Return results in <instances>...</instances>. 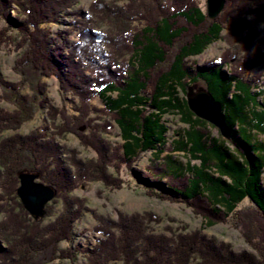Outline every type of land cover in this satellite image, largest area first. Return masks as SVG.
<instances>
[{
    "label": "trees",
    "instance_id": "obj_1",
    "mask_svg": "<svg viewBox=\"0 0 264 264\" xmlns=\"http://www.w3.org/2000/svg\"><path fill=\"white\" fill-rule=\"evenodd\" d=\"M80 2L0 0L7 41L14 42L15 32L21 40L18 48H26L15 67L26 80L0 81L6 97L17 105L13 112L0 108V131L19 129L46 108L51 116V126L0 144V215L7 213L6 223H0V261L58 264L81 254L83 264H264L263 246L257 248L260 259L199 231L170 237L151 231L145 216L138 214L119 215L117 220L98 216L95 230L101 237L95 246L59 248L61 242L72 243L84 209V202L70 191L95 180L121 188L123 179L108 170L119 174L145 152L162 163L149 166L146 173L131 170V175L150 196L185 202L208 226L239 218V204L247 198L264 233V108L259 102L264 96V0H226L216 19L209 18L198 0H95L85 17L74 10ZM65 15H75L72 25L81 27L76 43L67 39L72 31L54 33L44 26L59 23ZM99 25L106 30L96 31ZM221 40L230 41L232 48L220 60L188 63ZM254 69L258 71L249 75ZM44 77L55 78L62 93L78 99V127H87L85 119L95 114L103 122L91 128L108 133L113 122L123 143L110 146L93 133L90 142L98 158L72 160L73 169L65 165L64 149L54 136L75 132L69 125L73 118L49 106ZM26 83L32 86L30 95L21 93ZM195 85L222 104L229 139L189 108L184 96ZM96 97L103 100L102 108L92 106ZM165 114H176L187 125L169 149ZM59 117L63 125L56 123ZM166 150L187 155L186 168L177 167L171 155L162 158ZM23 170L57 189L63 211L53 222L42 225L31 219L19 202L25 217L4 209L9 200L18 199ZM52 209L49 204L47 215Z\"/></svg>",
    "mask_w": 264,
    "mask_h": 264
},
{
    "label": "rangeland",
    "instance_id": "obj_2",
    "mask_svg": "<svg viewBox=\"0 0 264 264\" xmlns=\"http://www.w3.org/2000/svg\"><path fill=\"white\" fill-rule=\"evenodd\" d=\"M95 0H81V2L74 7V10H80L82 17L90 15L91 3ZM201 7L207 11V0H198ZM122 4L124 1L121 2ZM15 11H11V16L15 17ZM222 13V12H221ZM220 13V14H221ZM219 14V15H220ZM218 15V16H219ZM75 15H65L59 23L44 25L49 29H52L54 33L72 31L71 34L67 36L68 41L71 43H76L78 41V32L81 29L80 25H72L75 22ZM7 21L0 17V81L15 84L20 83L25 79V76L16 70L17 60L24 54V49L18 48V42L21 41L17 33H11L16 38L14 42L9 43L5 34V28L7 26ZM96 31L102 32L106 30L104 25H99L95 28ZM228 31L225 32L227 34ZM228 37V35L226 36ZM231 36H229L230 38ZM232 45L230 41L221 40L213 43L209 46L206 51L199 55L192 57L189 60L191 65H203L214 60L218 61L221 59L222 55L231 50ZM31 70L28 69V72ZM258 69H254L249 75L254 74ZM30 74V73H29ZM28 74V76H29ZM27 76V75H26ZM262 79V78H261ZM42 81L46 83V94L45 98L48 100L50 107L56 108L58 111H66L67 116L72 117L71 120L76 124H69L75 132H66L62 136H54L55 129L51 127L49 134L56 138L57 143L63 147L65 154H63L64 164L68 167H72L71 161H81L88 162L90 160H96L98 158V151H96L94 144L91 145L90 139L94 140L91 136L93 133L98 135L100 139L107 141L110 146L122 144L123 141L120 137V131L118 126H115L112 122V128L108 133L103 132L101 129L96 130L95 128L99 123H102L100 117L95 114H90V116L85 119V124L87 127H78L79 122L74 118L80 117V112L77 111L79 104L78 99L72 95V93H62L59 88V82L55 78H43ZM263 83L262 80L260 84ZM32 86L27 83L23 86L21 93L24 95H30L33 93ZM259 90V89H257ZM204 91L202 86L195 85L190 89V92L184 98L188 96L195 95L199 92ZM7 92L0 83V108L8 112H13L17 109V105L10 101L6 95ZM260 105L264 108V96L259 99ZM92 106L102 108L104 102L101 98L96 97L92 100ZM49 108L40 110L34 119L26 121L19 129L15 130H5L0 131V144L5 139H9L15 135H28L32 131L38 130L40 127L45 125H50L51 121L49 119ZM51 113V112H50ZM110 121V117L105 118ZM164 120L166 122L168 131L166 133V148H172L176 141L181 139L184 130L187 125L184 124L180 117L176 114H165ZM91 121V122H90ZM58 125H63L64 120L59 117L56 122ZM91 123V124H89ZM51 126V125H50ZM89 126V127H88ZM217 134V130L215 131ZM92 137V138H91ZM88 139V140H87ZM92 140V142H93ZM171 155L173 160L178 166L186 168L189 157L185 155L182 151L176 150L171 152V150H166L162 154V158ZM161 160H155V155L152 152L141 153L136 159L135 163L131 168L124 167L122 171L118 174L111 167L108 171L115 175L116 178H121L124 181L121 188H116L103 181L95 180L87 182L84 186L80 188H74L70 191V195L84 202L82 216L76 221L74 227V237L72 243L61 242L59 244L60 249L71 245L72 247H93L101 237L100 233H97L95 227L99 224L97 220L98 216H103L105 218H111L117 220L119 215L131 216V215H142L145 216L144 224L150 227V230L159 234H167V236H175L179 234H187L195 231H199L202 235L206 237L215 238L219 243L229 244L234 251L237 252H249L255 254L259 257V252L257 248L264 247V233L261 232V222L259 217L252 212L249 207L253 205L250 199H245L239 204V218L233 217L228 222H219L214 226H208L205 224V220L200 214H197L194 208L181 201H172L169 199H161L155 196H150L141 184L136 182L132 177L131 172L134 170L140 171L142 173L147 172V168L153 164H161ZM196 163V161H193ZM132 170V171H131ZM19 178V176H18ZM38 181L42 182L40 178ZM20 186V180H19ZM18 186V188H19ZM18 196V193L16 192ZM21 199H11L4 206L6 210H9L14 215H25L21 212V207L19 206ZM22 204V203H21ZM52 204L53 209L50 215L45 214L40 220H36L32 215L26 210L31 219L37 222H41L42 225H47L53 222L63 211V201L58 199L57 196L47 203V206ZM77 207H75L76 209ZM3 209V208H2ZM6 212H1L0 223H4ZM6 223V222H5ZM255 247V248H253ZM260 258V257H259ZM261 259V258H260ZM85 258L80 254L77 259L71 261L69 259L59 260L58 264H83ZM0 264H3L0 261ZM121 264V263H120Z\"/></svg>",
    "mask_w": 264,
    "mask_h": 264
},
{
    "label": "water",
    "instance_id": "obj_3",
    "mask_svg": "<svg viewBox=\"0 0 264 264\" xmlns=\"http://www.w3.org/2000/svg\"><path fill=\"white\" fill-rule=\"evenodd\" d=\"M226 0H207V14L209 18L216 19L225 8ZM195 116L214 125L222 136L230 138V130L226 123L222 104L208 91L204 90L195 95L188 96L187 101ZM20 186L17 189L21 203L36 220L46 214V205L57 196V189L38 181L39 175L29 170L19 173Z\"/></svg>",
    "mask_w": 264,
    "mask_h": 264
}]
</instances>
